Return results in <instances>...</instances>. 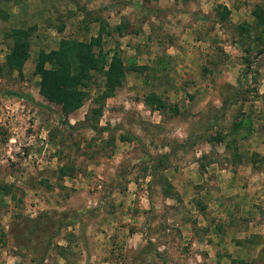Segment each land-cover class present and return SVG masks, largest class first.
Returning <instances> with one entry per match:
<instances>
[{
	"label": "rangeland",
	"instance_id": "374dc122",
	"mask_svg": "<svg viewBox=\"0 0 264 264\" xmlns=\"http://www.w3.org/2000/svg\"><path fill=\"white\" fill-rule=\"evenodd\" d=\"M96 34L122 83L62 115L38 53ZM0 264H264V0H0Z\"/></svg>",
	"mask_w": 264,
	"mask_h": 264
},
{
	"label": "trees",
	"instance_id": "16d2710c",
	"mask_svg": "<svg viewBox=\"0 0 264 264\" xmlns=\"http://www.w3.org/2000/svg\"><path fill=\"white\" fill-rule=\"evenodd\" d=\"M225 18V16H222ZM11 46L4 55V66L9 70L20 71L28 56L30 33L26 29L15 28L9 33ZM100 34L90 37L88 41L75 38H60L57 47L48 52H39L34 64V73L39 75V94L46 100L58 104L62 115L77 109L88 95L86 89L93 81L95 74L102 76V91L99 100L111 96L114 89L121 85L123 73L121 60L115 56L107 58L106 53H95ZM47 65V66H46ZM106 66V68H105ZM17 97L22 95L11 92ZM152 108L156 106L153 94L148 97ZM92 117L100 114V107L91 110ZM87 127L96 130L95 123H86ZM217 141H220L217 138ZM64 174L63 168L59 169Z\"/></svg>",
	"mask_w": 264,
	"mask_h": 264
},
{
	"label": "crops",
	"instance_id": "0c3cea01",
	"mask_svg": "<svg viewBox=\"0 0 264 264\" xmlns=\"http://www.w3.org/2000/svg\"><path fill=\"white\" fill-rule=\"evenodd\" d=\"M94 35V34H93ZM93 35H89V36H93Z\"/></svg>",
	"mask_w": 264,
	"mask_h": 264
}]
</instances>
